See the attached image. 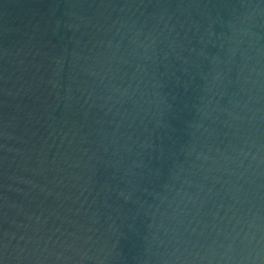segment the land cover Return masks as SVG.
I'll list each match as a JSON object with an SVG mask.
<instances>
[{
  "label": "water",
  "instance_id": "95a60500",
  "mask_svg": "<svg viewBox=\"0 0 264 264\" xmlns=\"http://www.w3.org/2000/svg\"><path fill=\"white\" fill-rule=\"evenodd\" d=\"M0 264H264V0H0Z\"/></svg>",
  "mask_w": 264,
  "mask_h": 264
}]
</instances>
